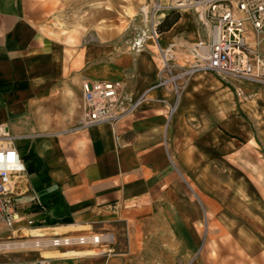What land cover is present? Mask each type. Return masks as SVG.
Listing matches in <instances>:
<instances>
[{
  "label": "crops",
  "instance_id": "0c3cea01",
  "mask_svg": "<svg viewBox=\"0 0 264 264\" xmlns=\"http://www.w3.org/2000/svg\"><path fill=\"white\" fill-rule=\"evenodd\" d=\"M59 2L65 1L0 0V127L16 137L27 164L16 190L21 214L35 222L0 224V244L46 228L47 236L114 237L98 246L53 249L51 264H264V87L243 84L249 97L243 100L232 84L207 74L215 78H206L207 87L186 97L169 121L170 89L150 91L159 75L140 81L127 69L128 92L147 93L138 112L115 130L105 124L74 132L84 81L120 79L102 80L101 69L91 75L90 68L111 63L119 50L85 61L81 34L69 31L77 44H68L57 32ZM178 23L160 30L166 46L172 37L189 41ZM134 25L124 32L133 53ZM203 32L198 41L206 39ZM109 44L97 45L107 50ZM183 130L184 140L192 135L205 155L187 165L175 149ZM40 254L1 250L0 264Z\"/></svg>",
  "mask_w": 264,
  "mask_h": 264
},
{
  "label": "built area",
  "instance_id": "2783aa9c",
  "mask_svg": "<svg viewBox=\"0 0 264 264\" xmlns=\"http://www.w3.org/2000/svg\"><path fill=\"white\" fill-rule=\"evenodd\" d=\"M149 13L142 16L145 31H138L131 47L140 53L148 36L159 45L158 53L163 64L158 82L152 89L169 88L174 101L167 102L168 120L175 116L181 103L182 94L190 79L199 74H213L228 84H232L239 99L245 100L243 83L264 87V0H171L161 5L155 0ZM200 9L204 15L202 27L206 39L188 45H160V28L164 17L160 12H181L183 9ZM186 54V61L180 64L175 57ZM119 82L86 80L83 83V115L79 125L73 129L89 130L99 125H110L113 130L139 110L145 96L133 101L124 96ZM142 100V101H141ZM6 130H8L6 128ZM9 133V131H8ZM0 136V224L7 228L25 219L29 226L34 221L21 214L17 193V178L27 173V164L16 146V138ZM37 204L45 210L38 198ZM9 239L6 242H15ZM21 240V239H18ZM111 234L102 236L90 234L82 236L50 235L37 237L38 249L71 248L75 246H98L112 243ZM14 250V249H12ZM8 264H51V259L11 261Z\"/></svg>",
  "mask_w": 264,
  "mask_h": 264
},
{
  "label": "rangeland",
  "instance_id": "374dc122",
  "mask_svg": "<svg viewBox=\"0 0 264 264\" xmlns=\"http://www.w3.org/2000/svg\"><path fill=\"white\" fill-rule=\"evenodd\" d=\"M64 5H59L61 7L60 15L63 16L59 20L56 25L59 30L57 32H61L62 35H65V39L62 40L68 44H77V39L75 37L69 35V31L78 32L81 34V43H82V57L86 60H92L93 58H97L100 55H103V51H113L116 49L119 50V56L112 61L111 63L104 62L102 64H95L92 68H90L88 74L94 75L97 70L103 68L110 69V75L119 76L120 79L116 80L117 82L123 85L124 89L128 90L129 82L126 78L125 72L127 69L135 71L137 74V78L140 81H143L147 78L148 75L156 76L159 75L161 69L163 68L162 61L157 59V61L150 56V46L149 44L153 42L152 38L148 39L146 44V53L144 54L143 59L140 60L138 54L131 52L128 48L129 46L126 44L129 40L127 34L128 30L132 28H136L135 30L145 31L143 15L146 16L149 13L150 7L152 4H155V0H64ZM169 1L162 0L161 4H167ZM148 8V9H147ZM147 9V11H146ZM188 10V11H186ZM166 11L160 12V16L164 17L166 15ZM176 14L182 15L179 21L184 18V21L179 24L180 30L183 29L189 34V41L184 40V43H179L181 45H188L189 42L196 43L199 39V34L202 35L204 32V28L202 27L201 13L197 9H185L181 12L172 13L171 20L173 21L176 18ZM178 21V22H179ZM68 23V24H67ZM71 27V28H70ZM61 28V31H60ZM198 30V31H197ZM179 30H175L174 33H177ZM184 31V32H185ZM85 32V34H83ZM125 32V33H124ZM186 33V32H185ZM109 35V36H108ZM111 35V36H110ZM203 37V36H202ZM163 37H160V42L163 45H166L164 41H162ZM106 41L110 44L108 45V49L105 50L104 47L98 46L99 43L106 44ZM169 42L171 44L178 43L176 37L169 38ZM111 44H116L117 47L112 46ZM117 50V51H118ZM128 50L131 53V56L135 59H124V55L122 52ZM148 52V53H147ZM144 53V52H143ZM157 57L160 56L157 54ZM176 61L180 64H184L187 57L184 53H178L175 57ZM150 71V72H149ZM158 77V78H159ZM206 78H215L212 75H199L194 77L189 81L184 92L182 94L183 100L193 94L195 90H203L207 87ZM102 80H111V79H102ZM196 80V81H195ZM198 80V81H197ZM115 81V80H111ZM153 89H150L152 91ZM134 94V93H133ZM147 94V93H146ZM137 96L136 94H134ZM249 97H247L248 99ZM173 130L170 129L169 139L173 134ZM183 139H181L179 145H175L176 154L178 155V160L187 165L188 163H192L193 159L197 157L203 158L205 155L196 147L193 143L192 135L191 137L187 136L186 140L184 137L186 136L185 131L183 130ZM180 133V127H179ZM183 140V141H182ZM255 140V139H254ZM170 142V141H169ZM182 143V144H181ZM180 148V149H179ZM206 227H201L200 231L202 234L206 233ZM57 249V248H48ZM48 249H38L31 248L24 250V253H28L31 251H36L38 253L48 250ZM42 250V251H41ZM213 252V251H212ZM215 255V253L213 252ZM212 254V257H213ZM40 257L41 254H40ZM57 257V253L49 257L48 259H54ZM216 258V256H214ZM38 259V258H36ZM210 264H219L217 261L211 262Z\"/></svg>",
  "mask_w": 264,
  "mask_h": 264
},
{
  "label": "bare ground",
  "instance_id": "6f19581e",
  "mask_svg": "<svg viewBox=\"0 0 264 264\" xmlns=\"http://www.w3.org/2000/svg\"><path fill=\"white\" fill-rule=\"evenodd\" d=\"M167 1H169L168 3L170 4L171 3V0H167ZM161 2H162V0H161ZM162 5V4H161ZM163 5H165V4H163ZM162 5V6H163ZM148 9V8H147ZM147 9H146V11H147ZM186 9H191V8H186ZM183 10H185V9H183ZM197 10H199L200 11V13H201V10L200 9H197ZM186 11H188V10H186ZM148 12V11H147ZM202 16H201V18L203 19V21H204V15L203 14H201ZM184 18L185 17H183L180 21H179V23L178 24H181L183 21H184ZM198 31V30H197ZM161 37V36H160ZM149 38H152V37H150V36H148V39ZM148 39L146 40V43H145V45H144V47L142 48V50H141V52H140V54L138 55V57H140V60L141 59H143V57H144V54L146 53V50H147V48H146V44H147V42H148ZM153 39V38H152ZM197 43V42H196ZM160 45L162 46V47H166V45H163L161 42H160ZM149 46H150V56L151 57H153L156 61H157V59H160V58H158L157 57V54L159 55V53H158V48H159V45H158V43L153 39V42H151L150 44H149ZM144 52V53H143ZM148 53V52H147ZM122 54L124 55V59L126 60V59H130V58H132V59H135L134 57H132L131 56V53H129V51L128 50H125L124 52H122ZM160 62H161V59H160ZM99 72L101 73V75H102V79H111V78H109L108 76H110V70L109 69H107V68H103V69H101V70H99ZM203 74H206V73H199V74H197V75H195V76H193L190 80H192L194 77H196V76H199V75H203ZM116 81V80H115ZM189 83V82H188ZM246 87H247V89H248V87L250 86V83H243ZM242 84V85H243ZM123 86V85H122ZM124 88V87H123ZM123 94H124V96L126 97V96H129L133 101H135V100H137V99H139L137 96H135L133 93H130V92H128V90H126V89H124L123 90ZM147 94H144L143 96H146ZM147 100V97H145V100L144 101H142V103H144L145 101ZM253 103H255V102H253ZM138 111V110H137ZM2 135H6V136H9V137H15V136H12L10 133H8V131L4 128V127H0V136H2ZM6 136H4V137H6ZM1 138V137H0ZM16 138V137H15ZM0 140H5V139H0ZM27 224H28V222H27ZM30 228V227H29ZM29 228H27V229H25V234H27L28 233V230H29ZM48 229H33L32 231H31V235L32 236H29L28 238H26V239H24L25 241H19V242H13V243H11V242H4V243H1L0 244V251L1 250H8V249H24V250H26V249H31V248H33V249H35L37 246L35 245V243L36 242H38L37 241V237H42V236H46V235H48ZM51 235V234H50ZM42 251V250H41ZM56 251L57 250H53V249H51V250H44V251H42L41 252V254H42V257H40V258H38V259H41V258H45V259H48L49 257H51L52 255H54L55 253H56ZM90 253V252H89ZM62 255V254H61ZM60 255V256H61ZM76 255V254H75Z\"/></svg>",
  "mask_w": 264,
  "mask_h": 264
},
{
  "label": "trees",
  "instance_id": "16d2710c",
  "mask_svg": "<svg viewBox=\"0 0 264 264\" xmlns=\"http://www.w3.org/2000/svg\"><path fill=\"white\" fill-rule=\"evenodd\" d=\"M171 17H172V15L167 17L164 26L162 27V29H160L161 31H163V30H169L180 19V15H178V14H176V18L173 21L171 20ZM165 27H168V28L165 29Z\"/></svg>",
  "mask_w": 264,
  "mask_h": 264
}]
</instances>
